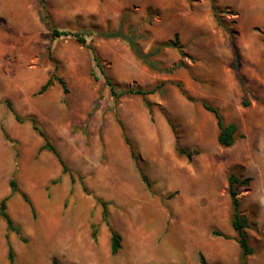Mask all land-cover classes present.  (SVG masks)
Wrapping results in <instances>:
<instances>
[{
    "label": "rangeland",
    "instance_id": "1",
    "mask_svg": "<svg viewBox=\"0 0 264 264\" xmlns=\"http://www.w3.org/2000/svg\"><path fill=\"white\" fill-rule=\"evenodd\" d=\"M45 3L51 27L70 36L51 39L38 0H0V202L7 198L20 234L0 219V264H11L6 236L12 264H200L199 255L207 264H239L231 175L249 179L238 188L254 252L245 264H264V0ZM116 31L135 38L143 54L177 35L181 51L163 49L153 58L163 71H152L126 42L103 37ZM90 46L119 89L167 84L165 93L147 97L151 115L140 97H111ZM53 74L66 92L54 82L38 95ZM177 82L195 103L171 85ZM202 102L225 125H237L232 147L218 145L216 121ZM29 118L70 173L38 152L43 140ZM174 176L179 186L170 185ZM101 202L121 239L116 256Z\"/></svg>",
    "mask_w": 264,
    "mask_h": 264
},
{
    "label": "trees",
    "instance_id": "2",
    "mask_svg": "<svg viewBox=\"0 0 264 264\" xmlns=\"http://www.w3.org/2000/svg\"><path fill=\"white\" fill-rule=\"evenodd\" d=\"M38 4L41 8L40 19H41L42 23L45 24L51 30V39L52 40L59 39L62 37H68L71 35L69 32H62V31H59V30L51 27V22L49 19V15L47 13V7H46L45 0H38ZM213 13H214V17L218 18L219 11L215 7L213 8ZM75 37L77 38L78 43H80L82 45L86 44V41L83 37H78V36H75ZM103 37H105L107 39H120V40L126 42L129 46V49L133 53L134 57L137 60H139L144 66H146L150 70L156 71V72H160L163 70H161L159 68V63L157 61L153 60V58L158 57L163 49L173 48V49H177L178 51H181L177 35H175L174 39L170 42L154 45L149 50V52L147 54L142 53V51L140 50V48L138 47V45L136 43L135 38H133L130 35H125L121 31H116V32L104 34ZM231 47L234 51L233 46H231ZM89 49L94 54V61L96 62L97 68L99 69L100 73L104 77L105 83L109 88L111 97L116 101L121 99V98H124V97H140L144 101V104L147 107V109L151 115V112H152L151 107L152 106L147 101V97L154 95V94L165 93L167 84L166 83L157 84V85H155L149 89L148 88L147 89H142V88L119 89V87L105 74L103 67H101L99 65L98 59L95 55L94 48L90 46ZM180 65L181 64H178L175 67H179ZM54 82H57V84L62 88V90L64 92H66V86H65L64 81L61 78H58L55 74H53L49 77V79L46 81V83L40 88V90L38 91L37 94L42 95L43 93H45L52 86V84ZM171 85H174L180 91L181 95L186 98L187 101H189L191 103H195V100L193 98H191L187 94V92L184 90L182 83H180V82L171 83ZM201 106L206 112L210 113L216 121V126L218 129V134H217L218 145L222 148L232 147L235 143L237 133H238L237 125L235 123H230V124L225 125L223 122V119L221 117V114L219 113V111L217 109L213 108L212 106H210L209 104L204 103V102L201 103ZM8 107H10V106L8 105ZM15 118H16V121L21 122V120L17 116H15ZM27 121L30 122L33 131L39 137H41L43 140V144L39 148L38 152L39 153L40 152H48V153L52 154L57 159L58 163L60 164V166L62 168V173L63 174L70 173L66 164L61 159L59 153L57 152L55 147L51 144V142L48 140L46 135L40 130L36 121L32 118H29ZM171 127H172V129H174L173 126H171ZM126 144L128 145L132 156H134L132 148H131L130 144L127 142V140H126ZM178 152L182 155H185L187 158L191 157V154L189 152H186L183 150H179ZM139 175H140L142 182L149 189L151 184H150L148 178L146 177V175H144L141 170H139ZM70 181H71V184L74 183V179H73L72 175H70ZM248 182H249V179L239 181V179H237L234 175H231L228 178V193H229V197H230V201H231V210H232L231 227H232L233 231L236 233L235 241L238 244L239 249H240L239 264H245L246 259L249 256L253 255V253H254L253 249L251 248V246L249 244V240H248L247 234L245 232V229L248 228V221L240 212L241 204H240V201L238 199V188L241 185L242 186L246 185ZM53 184H56V182H53ZM9 187H10V190L12 193H15L17 191V186H16V183L14 180H11L9 182ZM22 199L24 200L25 203H27L29 205L31 212L33 213V211H34L33 207H32L31 203L29 202V200L25 194H22ZM6 203H7V198L3 199L0 202V219H3L5 221L9 231H11V232L15 233L17 236H19L20 235L19 229L13 225L10 217L6 213ZM101 206H102V220L110 232V253L112 256H116L118 254V252L121 250V239H120V236L113 230V228L109 222L107 204L101 202ZM92 229H93L92 230V238L95 239L96 229H95V227H93ZM214 235L222 236L217 231H214ZM6 240H7V246H8V259H9V262L12 264L13 263V250L11 248V245H10V242H9V239L7 236H6ZM199 260H200V264H207L202 255H199ZM53 264H57V263L55 261H53Z\"/></svg>",
    "mask_w": 264,
    "mask_h": 264
},
{
    "label": "bare ground",
    "instance_id": "3",
    "mask_svg": "<svg viewBox=\"0 0 264 264\" xmlns=\"http://www.w3.org/2000/svg\"><path fill=\"white\" fill-rule=\"evenodd\" d=\"M161 172H165V169H161ZM171 176V175H170ZM179 182H180V180L177 178V177H172V179H171V182H170V185H173L174 187H176V186H179ZM33 230H34V228H33ZM35 231V230H34ZM33 233V232H32Z\"/></svg>",
    "mask_w": 264,
    "mask_h": 264
},
{
    "label": "crops",
    "instance_id": "4",
    "mask_svg": "<svg viewBox=\"0 0 264 264\" xmlns=\"http://www.w3.org/2000/svg\"><path fill=\"white\" fill-rule=\"evenodd\" d=\"M181 181V179H179Z\"/></svg>",
    "mask_w": 264,
    "mask_h": 264
}]
</instances>
